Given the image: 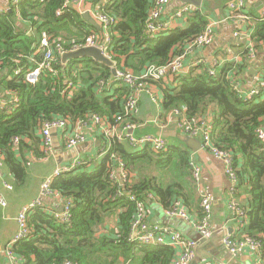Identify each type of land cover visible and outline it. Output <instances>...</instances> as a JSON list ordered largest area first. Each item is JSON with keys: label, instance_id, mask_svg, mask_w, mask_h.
Wrapping results in <instances>:
<instances>
[{"label": "trees", "instance_id": "16d2710c", "mask_svg": "<svg viewBox=\"0 0 264 264\" xmlns=\"http://www.w3.org/2000/svg\"><path fill=\"white\" fill-rule=\"evenodd\" d=\"M11 1L9 8L0 12L1 172L2 176L8 173L15 186H28L27 150H33L37 158L44 156L39 130L45 120L67 118L76 122L99 113L114 121L123 113L130 90L115 81L112 67L89 57L63 63L58 55L55 71L43 70L38 81L31 83L26 76L43 60L39 47L44 32L52 40L58 39L66 50H72L101 30L84 18L75 0H26L17 6ZM67 2L70 4L65 6ZM152 3L84 0L85 6L100 7L117 19L111 28V58L119 69L135 75H141L151 64L169 63L209 22L207 14L197 9L189 16L187 27L178 26L151 37L145 24ZM253 14L257 19L251 25V35L260 47L264 43V20L257 12ZM242 45H235L241 60H226L215 75L200 64L173 83H161L162 107L167 114L185 105L188 117L195 119L210 112L213 141L234 157L239 178L237 196L247 195L240 205L244 218H248L242 230L264 241V142L257 135V128L264 124V89L247 98L231 85V75L246 81V70L252 65ZM17 69H21L18 74ZM69 80L73 81L70 89ZM9 92L17 93L19 102L7 112L2 99L9 97ZM16 137L20 138L18 146L14 144ZM115 157L122 159L131 173L124 183L110 177L117 163ZM214 159L223 169V163ZM191 161V151L178 144H169L166 151L156 153L149 147L133 151L126 143L113 141L94 170L85 164L54 179L52 189L65 200H72L70 220L63 221L46 207H36L29 215V237L11 244L9 251L20 258V264H172L175 247L135 242L130 239L131 227L137 201L144 202L147 211L153 201L165 209L182 204L199 219L202 217L199 183ZM111 221L117 222L115 228L105 229Z\"/></svg>", "mask_w": 264, "mask_h": 264}, {"label": "built area", "instance_id": "2783aa9c", "mask_svg": "<svg viewBox=\"0 0 264 264\" xmlns=\"http://www.w3.org/2000/svg\"><path fill=\"white\" fill-rule=\"evenodd\" d=\"M26 0H12L11 3L14 6L20 4V2ZM108 0H104L107 2ZM172 0H153L149 15L145 24L147 33L151 37H158L168 33L171 29L178 27V23L187 19L191 15L193 6L192 4L183 5L178 8L169 17L164 16L166 7ZM79 11L84 14L88 12L102 27V36L91 35L86 38L83 45L75 46L72 50H66L63 44L58 40H52L51 37L44 32L40 39L39 49L43 51V60L38 63V66L27 73V79L31 83H36L43 70L53 73L55 64L58 60V55L62 58L65 53L73 50L80 49L87 46L99 47L103 54L107 57H112V37L114 32L111 28L116 24L117 19L102 11L100 7L85 6L84 0L74 1ZM70 2H67L65 6H68ZM247 0H232L229 4L231 9L230 16L228 18L238 20L242 25H250V21H255L257 18L247 12L246 9ZM5 10L0 6V12ZM61 12H58L60 14ZM260 18L264 20V8L260 11ZM256 18V19H255ZM227 19V18H226ZM220 20H210L205 26V29L200 34L194 36L191 40L186 41L185 48L182 52H179L173 59L165 65L151 64L141 75H135L132 71L122 70L117 67L115 81L124 84L129 88L130 93L125 98L124 111L121 115L114 118V121H110L105 115L99 113H91L84 119H80L76 122H71L67 118H54L45 120L39 130L42 139V151L45 156L54 154L55 143L53 131H61L67 136L65 145L67 148L72 149L87 141L88 137L93 134L102 138L105 149L102 155L109 152L111 143L113 141L119 143H126L133 151H140L146 147H149L156 153H161L169 148L168 140L161 134H143L138 135L136 133L139 124L136 121V117L140 112V101L143 93H147L151 98L156 99L151 83L160 82L167 78L176 80L182 74L187 73L192 67H196L203 64L207 67L210 75H215L219 68L225 62L220 56L214 57L209 63H204L201 60H192L189 64H186L188 57L194 55L199 49L209 46L215 39L217 30L222 23ZM253 30H238L235 32V37L241 41H246V48L248 50V59L254 61L257 57V50L255 43L252 39ZM237 60L239 57H233ZM232 58V60H233ZM112 59V58H111ZM21 69L16 70V74L20 73ZM230 83L233 88L245 94L247 98H252L254 95L260 93L262 87L255 86L251 89H244L240 80L235 76L230 77ZM73 87V81L67 82V88ZM19 102V95L17 93L9 92V97L2 99V103L5 106L7 112L12 111ZM171 118L177 119L178 129L191 137L200 139L205 150L211 153V155L217 160L223 163V170L225 175L231 182L229 188V208L232 211L234 219L238 220L239 216H244V211L240 207V203L237 198V183L238 175L234 166V157L231 151L218 147L212 138L213 119L211 114L201 116L199 119L190 118L187 115V107L185 105L176 106L172 108L169 113V120ZM134 119V120H133ZM258 138L264 142V124L257 128ZM20 138L14 139V144L18 146ZM29 155L36 159V155L32 150H28ZM113 157L115 155H112ZM117 160L116 165L111 169V179L118 178L123 183L129 176L130 171L127 169L126 163L119 157H115ZM38 159V158H37ZM94 161V157L77 156L70 162L59 165L56 170L47 176L40 189V196L32 200L28 204L24 205L18 215L16 221L18 224V233L13 238L11 244L26 239L29 237L30 228L28 226L29 215L36 207H45L43 203L44 197L53 196L55 190L52 189V183L54 179L65 172H75L81 166L87 164L90 166ZM27 165L31 164V160L26 162ZM191 165L193 167L194 177L199 183V191L201 196L200 206L203 209V215L200 219L193 222V226L202 238L209 239L213 236L214 230L212 227L213 217V195L211 189L202 182V168L192 158ZM4 166V156L0 153V174L1 169ZM7 189H12V185L5 183ZM153 197L152 194L149 195ZM136 200L135 195L131 196ZM72 200H64L63 210L56 212V217L68 222L71 217ZM8 201L6 196L0 192V207L7 208ZM168 214L174 217H180L182 219L190 220V215L183 207L179 205L172 209H168ZM148 211L144 202L137 201V215L132 223L130 239L144 243L148 245H170L177 249V254L173 259L172 264H225L223 262H215L211 260H198V240L183 234L173 226L160 223H152L148 221ZM224 245L226 249L233 255L237 256L244 250H251L258 253V259L254 261V264H264L262 259V252L264 251V241L251 236L243 235L236 238L233 235H228L224 239ZM8 255L11 257L12 264H20V258H16L10 251ZM64 264H75L70 261Z\"/></svg>", "mask_w": 264, "mask_h": 264}, {"label": "crops", "instance_id": "0c3cea01", "mask_svg": "<svg viewBox=\"0 0 264 264\" xmlns=\"http://www.w3.org/2000/svg\"><path fill=\"white\" fill-rule=\"evenodd\" d=\"M232 0H203L201 8H197L194 5L193 10L202 9L210 20H223L220 24L214 41L206 47L199 48L194 55L190 56L186 60V64H189L192 60H201L204 63H209L216 56H220L226 60H232L233 57L238 56L237 60L240 61L241 55L238 52L239 47L235 46L240 43L246 51V41H241L235 37V32L238 30H253L251 25H254V21H250V25H242L238 20L228 18L231 13L229 4ZM260 1L264 3V0H247L246 9L247 12L254 16L253 13H260L264 6L261 8ZM183 0H172L166 7L164 16L169 17L178 8L183 5H188ZM0 6L9 8L10 0H0ZM191 13V15H192ZM227 18V19H226ZM189 16L187 19H183L178 23L180 27H187L189 24ZM101 33L98 36H102L103 29L100 28ZM255 43V42H254ZM257 50V57L252 61V65L246 70V81H241L244 89H251L253 87L261 86L264 89V43L258 47L255 45ZM254 70V73L251 71ZM171 78L151 83V87L154 90L156 99L151 98L146 92L143 93L140 101V112L136 117V121L139 127L136 131L138 135L143 134H161L165 137L169 144H178L188 148L192 153V158L202 168V182L207 185L213 195V217L212 227L214 234L211 238H202L193 226V222L197 219V215H190V220L182 219L180 217H174L168 214V209H165L157 201L150 203L148 209V217L152 223L167 224L173 226L180 232L198 240V260H211L215 262H223L225 264H254V261L258 259L259 254L251 250H244L239 255L233 256L225 247L224 239L228 235H233L236 238L246 235L242 230L244 225L243 221L248 222V218L239 216L236 220L232 216V211L229 208L230 192L229 188L231 185L230 180L225 175L220 163L214 159L210 152L204 149L200 139L191 137L182 133L177 129V119L171 118L169 120V113H164L162 107L163 101V89L162 84L173 83ZM1 96H4L2 92ZM161 98L157 102L158 98ZM210 111V110H208ZM210 112L204 113L203 116ZM40 134V133H39ZM55 152L49 156H43L42 158L34 159L33 156L29 155L27 150V160H31L29 164V185L15 186L13 178L5 173L2 176L0 174V192L3 193L8 201L7 208L0 207V264H12L11 257L8 255V251L11 242L15 235L18 233V224L16 216L20 209L40 196V189L43 180L52 174L56 168L66 162L72 161L77 156L94 157L93 163L89 166L90 169H95V166L101 162L102 155L105 145L102 138L91 134L87 141L83 144L78 145L75 148L69 149L66 147L65 142L67 136L61 131H53ZM41 136V135H40ZM40 150L42 151V139L40 143ZM33 151V150H32ZM34 153V151H33ZM35 154V153H34ZM5 183L12 185V189H7ZM32 183H34L32 185ZM27 186V187H26ZM32 187V188H29ZM240 205L242 200L247 198L246 194L238 197ZM65 198L58 192H55L53 196L44 197L43 203L48 211L53 213L61 212L60 209L63 206ZM183 207L182 204H177ZM176 205V206H177ZM117 222L107 223L104 228L110 229L115 228ZM102 233L103 231H99ZM264 260V251L261 254Z\"/></svg>", "mask_w": 264, "mask_h": 264}, {"label": "water", "instance_id": "95a60500", "mask_svg": "<svg viewBox=\"0 0 264 264\" xmlns=\"http://www.w3.org/2000/svg\"><path fill=\"white\" fill-rule=\"evenodd\" d=\"M183 2L190 3L197 8H201L203 0H183ZM260 6L261 8L264 6V3L261 1H260ZM83 16L87 21H89V23H91L97 29L100 30L101 25L93 17H91L88 12H85ZM80 57H89L94 59L95 61L108 65L112 67L113 75L114 76L116 75L117 67L115 66V62L110 57L105 56L102 50L97 46H87L77 50L69 51L65 53L64 56L62 57V62L67 63L71 59H76ZM251 73H254V70H252ZM62 210L63 208L61 207L60 211Z\"/></svg>", "mask_w": 264, "mask_h": 264}, {"label": "rangeland", "instance_id": "374dc122", "mask_svg": "<svg viewBox=\"0 0 264 264\" xmlns=\"http://www.w3.org/2000/svg\"><path fill=\"white\" fill-rule=\"evenodd\" d=\"M160 99H161V98L159 97V98H158V100H157V102H159V101H160ZM176 126H177V125H176ZM177 129H178V127H177ZM165 137H166V136H165Z\"/></svg>", "mask_w": 264, "mask_h": 264}]
</instances>
